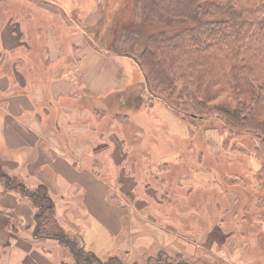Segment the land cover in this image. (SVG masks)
<instances>
[{"label": "crops", "instance_id": "obj_1", "mask_svg": "<svg viewBox=\"0 0 264 264\" xmlns=\"http://www.w3.org/2000/svg\"><path fill=\"white\" fill-rule=\"evenodd\" d=\"M12 1L24 3L32 11L16 6L15 2L11 4ZM64 2L0 0V11L15 12L0 31V169L17 181L16 186L24 185L30 191L46 187L61 227L68 228L66 239L74 241L72 233L76 234L79 246L92 255L118 254L121 249L135 252L140 248L153 253V231L147 234L134 225L136 211L128 202H132V198L150 203L143 200L141 194L157 183L153 173H160L158 167L174 158L162 154L163 150H177L178 141L174 142L175 146L167 141L180 134L170 132L164 143L163 135L157 134L154 128L148 132L145 127L158 117L170 128L171 119L159 115L163 110L179 119L156 102V116L152 120L141 116L139 111L131 117L132 123L139 128L135 133H126L122 127L115 130L116 121L111 124L108 120L113 114L109 102L97 99L124 86L121 66L107 49H94L88 35L67 36L65 25L83 28L77 19L78 11L83 9L78 4L80 0L73 4ZM91 2L95 6L90 10L92 18L103 0ZM34 11L42 13L41 18H48L47 22L33 15ZM39 23L43 32L40 41L46 51L47 80L40 77L30 55L31 46L36 42L33 28ZM127 137L139 143L132 145ZM156 154L161 156L154 164L146 163L141 172L136 169L137 163H145L148 155ZM130 157L131 170L126 174L127 167L121 164ZM113 169H120L119 183L108 186L99 170ZM137 171L138 177H142L140 181L134 175ZM127 184L132 187L127 193L129 196L113 189ZM111 188L122 198L121 206L108 200ZM134 190L139 196H135ZM0 192V264H66L67 250L73 248L61 239L36 235L38 207L32 199L16 189H0ZM153 198L156 199L151 204L157 209L162 201ZM189 229L186 230L192 233ZM159 231L160 234L164 232ZM227 232L230 236L229 231L225 234ZM202 234L207 235L206 232ZM167 246L170 249V243ZM191 246L185 241L183 248L177 250L186 257L185 251L191 252ZM174 248L172 245L171 249ZM233 250L229 248V253L224 250L229 260L218 257V262L237 264L238 261L240 264L245 257L242 253L239 258L230 257ZM160 251L161 248L157 252ZM208 254L214 261L215 255Z\"/></svg>", "mask_w": 264, "mask_h": 264}, {"label": "trees", "instance_id": "obj_2", "mask_svg": "<svg viewBox=\"0 0 264 264\" xmlns=\"http://www.w3.org/2000/svg\"><path fill=\"white\" fill-rule=\"evenodd\" d=\"M14 13L0 11V31ZM92 18L83 30L114 56L133 61L142 75L108 101L117 128L130 134L139 129L131 117L147 105L148 95L150 107L163 103L182 119L216 112L232 129L264 140V0H103ZM32 51L39 55L34 43ZM44 53L46 62L45 48ZM37 71L48 79L45 69ZM0 178L6 189L26 194L1 169ZM31 199L40 205L36 235L60 236L47 188L39 186ZM60 241L75 248L71 240ZM105 264L121 262L108 258Z\"/></svg>", "mask_w": 264, "mask_h": 264}, {"label": "rangeland", "instance_id": "obj_3", "mask_svg": "<svg viewBox=\"0 0 264 264\" xmlns=\"http://www.w3.org/2000/svg\"><path fill=\"white\" fill-rule=\"evenodd\" d=\"M14 2L18 7L30 10L27 5L21 2L12 1L11 4ZM92 2L91 0H80L78 3L83 10L78 11L77 19L83 27L87 23L92 25L94 22V19H90L91 7H95ZM64 3L73 4L77 3V0H65ZM5 12L7 13V11ZM34 14L37 18L47 22L46 19L41 18L42 13L40 15L34 11ZM67 20L69 21L70 18ZM40 26L39 23L33 28L36 41L34 46L39 50V55L36 56L33 51L30 53L38 70L46 69L44 45L40 41L43 32ZM65 30L67 36L84 33L92 39L89 38L91 46L97 45L99 48H105L99 41L95 42L83 28H71L65 25ZM95 46L94 49L97 47ZM115 60L121 66L124 77V86L120 88V91L132 84L133 81L140 79V76L142 77L133 61L119 56H115ZM114 93L116 92L111 91L97 100L112 101ZM222 99L227 101L228 98L225 96ZM146 102L147 105L141 106L138 111L141 116L152 120L156 116V109L154 111L156 107H150L153 102H150L148 95H146ZM161 105L172 111L165 104L161 103ZM172 112L185 129L186 136L180 134L177 138L172 137L167 141L173 146L176 145L174 142L178 141L177 150L175 148L163 150L162 154H170L174 158L158 167L160 173H153L157 183L154 182L155 186L148 188L147 195L146 193L141 194V198L150 203L134 201L132 198H130L132 202H128L136 211L134 212L137 219L134 221V225L145 230L144 232L147 234L153 231L154 239L151 243V252L153 253L143 251L142 248L135 252L121 249L118 254L94 257L79 246L78 236L72 233L75 248L67 250L66 264H98L96 259L105 264L108 258H116L121 264H133L135 260L139 264L145 262L148 264H221L218 262L219 258L227 259L229 248L234 249L230 256L234 259L239 258V253L244 255L245 258H241L240 264H264V140L258 134L232 129L228 122L216 112L203 114L197 118L181 114L185 119H182L176 112ZM112 117L114 116L111 115L108 120L114 124L115 119L113 120ZM155 118L154 122H150L151 124L149 123L145 127L146 131L151 132L154 128L157 134L163 135V141L166 143V136H169L171 129L161 119ZM114 126L116 130V124ZM142 130L145 131V129ZM158 140L161 139L158 137ZM176 152L177 154H175ZM160 156V154L148 155L145 163L136 164V169L138 168L141 172L146 167V163L154 164ZM131 157L121 164V166L127 167L126 174L131 170ZM98 158L103 159V156L98 155ZM99 172L104 176L103 181L108 186L119 183L117 180L120 178V169L108 172L99 170ZM139 172L137 171L134 175L140 181L142 177H138ZM142 174L143 172L141 176ZM5 187V182L0 178V189L7 190ZM114 188L117 189L116 192L122 190V194L129 196L127 193L132 187L127 184L122 188L118 186H114ZM113 189L111 188L109 191L108 200L111 203H116L114 205L121 206L122 198H118ZM134 192L135 196H139L135 190ZM153 197L162 201V205L158 204L157 209L151 204L156 199ZM5 205L9 204L5 203ZM80 223H82L81 220ZM184 227L186 229L191 227L189 230L193 232L189 233L190 231ZM67 229L61 227L60 232L67 234ZM159 230L166 231L168 234H164V232L160 234ZM201 231L207 233L206 237ZM226 231L230 232V236H228V232L225 234ZM154 232H157L159 237ZM148 236L150 238V235ZM233 238L235 240L229 241ZM185 241H189L190 246L192 243L194 244L191 246L193 248L191 252L185 251L188 254L186 257L181 253L182 251L177 250L183 248ZM167 243H170V249L172 245L175 246L173 250L171 249L174 254L171 253ZM195 247L196 250H194ZM154 248L156 249L154 250ZM159 248L162 251L157 252ZM224 250H228V253L225 254ZM77 252L80 257L79 262L76 260ZM208 253L215 255L214 261L212 260L214 257H210L211 254ZM90 259L92 260L90 261Z\"/></svg>", "mask_w": 264, "mask_h": 264}, {"label": "bare ground", "instance_id": "obj_4", "mask_svg": "<svg viewBox=\"0 0 264 264\" xmlns=\"http://www.w3.org/2000/svg\"><path fill=\"white\" fill-rule=\"evenodd\" d=\"M45 19H48L44 16ZM49 21V20H48ZM160 117H163V116H167L168 118L171 119V124H170V131L172 133H177V134H185V129L183 128L182 124L177 120L175 119L174 117H172L171 114H169L168 112H166L165 110L163 111H160Z\"/></svg>", "mask_w": 264, "mask_h": 264}, {"label": "flooded vegetation", "instance_id": "obj_5", "mask_svg": "<svg viewBox=\"0 0 264 264\" xmlns=\"http://www.w3.org/2000/svg\"><path fill=\"white\" fill-rule=\"evenodd\" d=\"M10 183H13V181H11ZM12 189V188H11ZM24 190H25V195L26 196H29L30 198L32 197V196H34L35 194H36V190H33V191H31V192H28V189H26L25 187H24ZM39 196V194L37 195V197ZM33 201V200H32ZM35 204V203H34ZM36 205V204H35ZM38 208L40 207V205H38L37 206ZM38 214V213H37ZM37 217V216H36ZM64 233H61L60 234V236H58V237H55V238H60V239H62V238H65L66 239V237H62V235H63ZM66 241L70 244V240H68V239H66ZM94 257H96V256H94ZM87 259V258H86ZM92 259H90V261H91ZM101 264H102V262H100ZM91 264H93V263H91ZM158 264H161V263H158ZM174 264V263H173ZM177 264V263H176Z\"/></svg>", "mask_w": 264, "mask_h": 264}, {"label": "water", "instance_id": "obj_6", "mask_svg": "<svg viewBox=\"0 0 264 264\" xmlns=\"http://www.w3.org/2000/svg\"><path fill=\"white\" fill-rule=\"evenodd\" d=\"M62 237H66V238H67L68 236H67L66 233H64V234L62 235ZM58 239H60V238H58Z\"/></svg>", "mask_w": 264, "mask_h": 264}]
</instances>
